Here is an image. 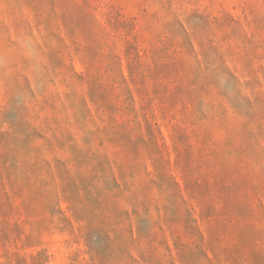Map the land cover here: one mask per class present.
Returning <instances> with one entry per match:
<instances>
[{
    "label": "rangeland",
    "instance_id": "374dc122",
    "mask_svg": "<svg viewBox=\"0 0 264 264\" xmlns=\"http://www.w3.org/2000/svg\"><path fill=\"white\" fill-rule=\"evenodd\" d=\"M0 264H264V0H0Z\"/></svg>",
    "mask_w": 264,
    "mask_h": 264
}]
</instances>
